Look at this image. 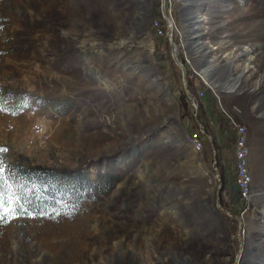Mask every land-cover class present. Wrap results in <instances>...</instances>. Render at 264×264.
Wrapping results in <instances>:
<instances>
[{"label": "rangeland", "instance_id": "1", "mask_svg": "<svg viewBox=\"0 0 264 264\" xmlns=\"http://www.w3.org/2000/svg\"><path fill=\"white\" fill-rule=\"evenodd\" d=\"M172 4L177 56L214 141L222 206L243 223L242 252L238 221L217 209L212 143L169 42L151 29L162 0H0L5 161L81 171L94 184L115 177L63 214L0 223V264H264V0Z\"/></svg>", "mask_w": 264, "mask_h": 264}, {"label": "trees", "instance_id": "2", "mask_svg": "<svg viewBox=\"0 0 264 264\" xmlns=\"http://www.w3.org/2000/svg\"><path fill=\"white\" fill-rule=\"evenodd\" d=\"M189 87L191 89V83ZM13 109L14 107L10 106V110ZM6 168L15 174L14 183L13 180L9 181V184L13 185L9 191L13 189L21 191L18 186L23 185L22 191L26 193V206L32 215H22V217L63 214L61 212L66 209L89 201L90 191L94 190V187L113 186L115 178L110 174L100 175L99 182L94 184L89 178H79L81 171L67 172L35 168L26 166L22 162L10 163L8 160H6Z\"/></svg>", "mask_w": 264, "mask_h": 264}, {"label": "built area", "instance_id": "3", "mask_svg": "<svg viewBox=\"0 0 264 264\" xmlns=\"http://www.w3.org/2000/svg\"><path fill=\"white\" fill-rule=\"evenodd\" d=\"M164 5L162 14L160 17L155 18L151 21V29L156 38H165L169 42L170 38L175 37L177 27L175 20L172 16V9L167 10L166 5L172 7V0H162ZM172 29V37L168 38V32ZM205 96V92L200 91L198 93V97L203 98ZM34 133L36 137L44 136L46 133L45 127L43 125H38L34 129ZM191 147L194 152L197 154L202 153L205 149L206 143L205 141L199 137L198 135H193L190 137L189 141ZM237 146H238V164H237V172H238V188L239 193L242 197L246 198L252 193V176L249 171V150L247 148V137H246V129L243 127H238V138H237Z\"/></svg>", "mask_w": 264, "mask_h": 264}, {"label": "snow or ice", "instance_id": "4", "mask_svg": "<svg viewBox=\"0 0 264 264\" xmlns=\"http://www.w3.org/2000/svg\"><path fill=\"white\" fill-rule=\"evenodd\" d=\"M2 110L3 108H0V111ZM6 151L7 149L0 147V223L22 215H32L26 206V193L22 191L23 185L18 186L21 191L15 189L9 191L13 187L9 181L13 180L14 183L15 174L6 168V161L3 156ZM6 172L7 175H5ZM17 205H19V210H17Z\"/></svg>", "mask_w": 264, "mask_h": 264}, {"label": "water", "instance_id": "5", "mask_svg": "<svg viewBox=\"0 0 264 264\" xmlns=\"http://www.w3.org/2000/svg\"><path fill=\"white\" fill-rule=\"evenodd\" d=\"M163 12H164V10H163ZM172 32H173V30L170 29L169 32H168V38L172 37ZM169 44L171 46L172 59H173V61L175 62V64L179 67V69L182 72L184 90H185L186 96L191 101L193 117L196 120L199 129L202 131V133L205 136H207L210 139V141L212 143V147H213V150H214V161H213V165H214V170L216 172V177H217V180H218V186H217V191H216L217 209L220 212L224 213L229 219L238 221V223H239L238 240L240 242V247H241V252H242V250H243V242H242V238H241L242 232H243V223H242V220L239 217L232 215L228 210L224 209L223 206H222V198H221V192H222V177H221L220 171L218 169V163H217V160H216L217 154H216V151L214 149V141H213V138L206 133L205 127L201 124V122L199 121V119L197 117V114L195 113V109L197 108V106L195 104V98H194L193 94L191 93V91L189 90V86H188V82H187V72H186V68L180 62V60L178 59V56H177V45L175 44L173 38H170L169 39Z\"/></svg>", "mask_w": 264, "mask_h": 264}, {"label": "bare ground", "instance_id": "6", "mask_svg": "<svg viewBox=\"0 0 264 264\" xmlns=\"http://www.w3.org/2000/svg\"><path fill=\"white\" fill-rule=\"evenodd\" d=\"M164 6V5H163ZM250 53L249 52H245V53H243V56H247V55H249ZM241 238H242V236H241Z\"/></svg>", "mask_w": 264, "mask_h": 264}]
</instances>
